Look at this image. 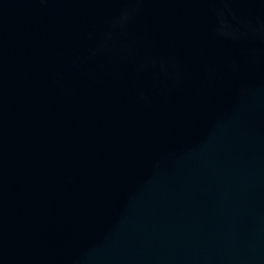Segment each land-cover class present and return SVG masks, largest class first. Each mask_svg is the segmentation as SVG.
<instances>
[{"label": "water", "instance_id": "obj_1", "mask_svg": "<svg viewBox=\"0 0 264 264\" xmlns=\"http://www.w3.org/2000/svg\"><path fill=\"white\" fill-rule=\"evenodd\" d=\"M0 264H264V0H0Z\"/></svg>", "mask_w": 264, "mask_h": 264}]
</instances>
